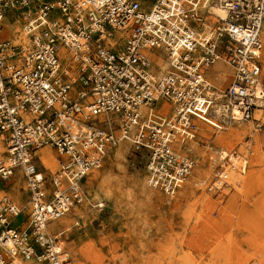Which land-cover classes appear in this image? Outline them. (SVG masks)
Returning <instances> with one entry per match:
<instances>
[{
  "label": "built area",
  "instance_id": "obj_1",
  "mask_svg": "<svg viewBox=\"0 0 264 264\" xmlns=\"http://www.w3.org/2000/svg\"><path fill=\"white\" fill-rule=\"evenodd\" d=\"M10 17L17 38H1ZM263 28L264 0H0V179L22 176L28 195L0 196V264H73L51 225L86 202L83 181L120 144L174 196L197 166L199 117L262 128ZM220 60L224 90L208 75Z\"/></svg>",
  "mask_w": 264,
  "mask_h": 264
},
{
  "label": "rangeland",
  "instance_id": "obj_2",
  "mask_svg": "<svg viewBox=\"0 0 264 264\" xmlns=\"http://www.w3.org/2000/svg\"><path fill=\"white\" fill-rule=\"evenodd\" d=\"M5 28L9 36L1 38H17L14 17ZM262 64L264 74V54ZM223 65L208 73L221 90L231 79ZM220 116L199 117L197 138L187 143L197 166L174 196L147 184L144 152L116 147L83 181L86 202L51 225L64 231L60 241L72 263L264 264V126ZM46 150L55 154L44 148L40 159ZM48 167L55 172L57 162ZM4 193L25 204V179H0Z\"/></svg>",
  "mask_w": 264,
  "mask_h": 264
},
{
  "label": "bare ground",
  "instance_id": "obj_3",
  "mask_svg": "<svg viewBox=\"0 0 264 264\" xmlns=\"http://www.w3.org/2000/svg\"><path fill=\"white\" fill-rule=\"evenodd\" d=\"M219 15H221L222 13H221V11H216ZM15 29H16V26H15ZM16 32V31H15ZM3 35H5V36H9V33L8 32H3L2 33ZM262 34L264 35V28H263V32H262ZM161 62H162V67L165 69V68H167V66H168V63H167V60L165 59V58H162V60H161ZM219 65V66H221V65H223V63H222V60H220V61H218V63H216V65ZM215 65V66H216ZM225 65V64H224ZM223 65V66H224ZM214 66V67H215ZM225 68L229 71V69H228V67L225 65ZM220 74L221 75H223V72H220ZM216 84V83H215ZM167 110H169V109H167ZM219 116L221 115V113L220 112H218L217 113ZM217 114H215V115H217ZM220 118L222 119V120H224L225 122H230V120L231 119H227V118H224V116L223 115H221L220 116ZM231 121H233V120H231ZM45 148H49V147H45ZM44 149V148H43ZM43 153V155H42V157H41V160L43 161V163H44V165L46 166V167H48V165H54L56 162H57V157H56V155L54 154V153H52L51 151H49V150H46V151H42ZM49 154V155H48ZM225 154V153H224ZM235 159V158H234ZM236 160V159H235ZM235 165V164H234ZM236 166V165H235ZM48 168H50V167H48ZM245 167H243V170H242V172H244L245 171V169H244ZM237 180H238V182H242V178L240 177H237ZM100 206H102V204H100ZM25 264H33L32 262H31V260H28Z\"/></svg>",
  "mask_w": 264,
  "mask_h": 264
},
{
  "label": "crops",
  "instance_id": "obj_4",
  "mask_svg": "<svg viewBox=\"0 0 264 264\" xmlns=\"http://www.w3.org/2000/svg\"><path fill=\"white\" fill-rule=\"evenodd\" d=\"M263 54H264V51H263ZM50 149V148H49ZM43 162V161H42ZM44 164V163H43ZM45 166V165H44ZM46 167V166H45ZM47 168V167H46Z\"/></svg>",
  "mask_w": 264,
  "mask_h": 264
}]
</instances>
